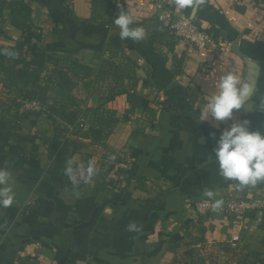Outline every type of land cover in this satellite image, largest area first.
<instances>
[{
  "label": "crops",
  "instance_id": "1",
  "mask_svg": "<svg viewBox=\"0 0 264 264\" xmlns=\"http://www.w3.org/2000/svg\"><path fill=\"white\" fill-rule=\"evenodd\" d=\"M22 1L31 9L30 29L12 27L4 9L2 41H25L23 55L44 66L41 77L52 68L48 57L75 48L72 57L89 71L71 95L76 109L99 113L100 125L82 137L44 108L32 126L23 119L15 130L0 127V168L11 173L15 193L10 207H0V264H184L203 251L217 264H264V182L238 188L218 174L213 153L233 122L247 119L251 131L264 133V0H203L183 10L164 0L210 35L205 49L172 38L153 0ZM120 11L133 18L131 27L144 28L143 40L120 39L113 23ZM101 24L102 50L79 48L76 41L100 43L88 27ZM221 70L236 72L255 92L248 110L213 127L197 118ZM11 97L0 83V119L24 113L20 105L8 110ZM123 148L133 156L128 170L119 168ZM69 158L74 168L95 165L91 183L73 187ZM228 197L258 207L242 216L194 210L200 200ZM133 222L139 231L127 230Z\"/></svg>",
  "mask_w": 264,
  "mask_h": 264
},
{
  "label": "clouds",
  "instance_id": "2",
  "mask_svg": "<svg viewBox=\"0 0 264 264\" xmlns=\"http://www.w3.org/2000/svg\"><path fill=\"white\" fill-rule=\"evenodd\" d=\"M203 0H175V7L183 10L187 7H197ZM119 31L121 40L131 39L141 41L145 38V30L142 27H131L133 18L125 11H120L113 21ZM223 72V70H221ZM215 76V71L209 74ZM255 86L242 79L239 74L229 70L223 72L214 82V91L207 103L199 110L198 121L200 123L211 119L213 127L219 122L229 120L233 116L234 110L242 108L248 110L246 106L254 95ZM260 111L264 112V101L259 105ZM215 133L210 136L215 137ZM218 174L225 180L237 182L238 188L254 187L260 182H264V133L259 130H250V121L247 119L240 122H233L228 128L220 131L216 138V146L213 149ZM65 169L73 187H77L81 182L91 183L97 169L93 163H89L85 168L73 167V160L69 158ZM205 196L213 198L212 191H205ZM15 198L12 187L11 173L5 168H0V207H10ZM222 201L216 200L212 204L213 210L221 207ZM127 230L130 232L139 231L137 224L129 223Z\"/></svg>",
  "mask_w": 264,
  "mask_h": 264
},
{
  "label": "trees",
  "instance_id": "3",
  "mask_svg": "<svg viewBox=\"0 0 264 264\" xmlns=\"http://www.w3.org/2000/svg\"><path fill=\"white\" fill-rule=\"evenodd\" d=\"M4 9L8 10L9 23L12 27L23 33L30 29L31 9L27 3L22 0H0V17ZM104 27V24L98 27H88L91 33L97 32L100 35V43L88 44L76 41L78 47L102 50L106 33ZM24 46L25 41H16L13 44L5 43L1 39L0 30V83L3 88L12 93L10 103L16 107L19 106L18 98L38 100L48 110L49 116L52 113H59L60 119L72 126L76 134L87 137L90 135L89 133H93V126L100 125L99 113L95 110L80 111L76 109L79 102L71 95L78 78L85 76L89 71L80 65L76 58L72 57L75 48L72 46L59 48L57 51H62L61 55L48 57L53 64L52 68L49 74L41 77L44 66H37L35 57L26 59L23 55ZM40 79L43 81L42 84L39 83ZM74 106L75 109H72ZM8 110H10L9 107ZM37 114L38 112H25L13 116L12 119H0V127L2 130H15L17 121L23 119H27L32 126ZM85 126H87L86 131H83ZM93 139L97 140L98 138L93 136ZM55 145L57 146L58 143ZM209 261V257L193 254L184 264H206Z\"/></svg>",
  "mask_w": 264,
  "mask_h": 264
},
{
  "label": "built area",
  "instance_id": "4",
  "mask_svg": "<svg viewBox=\"0 0 264 264\" xmlns=\"http://www.w3.org/2000/svg\"><path fill=\"white\" fill-rule=\"evenodd\" d=\"M153 2L159 10L158 20L174 39L183 41L192 49H205L210 46V35L201 30L188 14L184 11H175L164 0H153ZM20 106L28 112H41L44 110V105L35 99H22ZM132 160V152L128 148H123L119 168L128 170L132 165ZM214 202L210 199L200 200L194 204V210L200 215L223 213L242 216L258 207L257 201L240 197H228L222 200L221 207L214 211L212 208Z\"/></svg>",
  "mask_w": 264,
  "mask_h": 264
},
{
  "label": "rangeland",
  "instance_id": "5",
  "mask_svg": "<svg viewBox=\"0 0 264 264\" xmlns=\"http://www.w3.org/2000/svg\"><path fill=\"white\" fill-rule=\"evenodd\" d=\"M11 99V98H10ZM10 99L6 102V103H4V104H6V107L8 108H10V110H11V112L13 113V111H17V109H19V106H16V107H14V105L12 104V103H10ZM23 98H21V100H22ZM20 100V101H21ZM20 101H18L19 102V105H20ZM0 105H3V103L1 104V102H0ZM21 110H23L24 111V113L25 112H28V111H25L22 107H21ZM204 253V251L202 252V253H200V254H202L204 257H209L210 258V261L209 262H206V264H217V262L216 261H214V256H211L210 254H203Z\"/></svg>",
  "mask_w": 264,
  "mask_h": 264
},
{
  "label": "water",
  "instance_id": "6",
  "mask_svg": "<svg viewBox=\"0 0 264 264\" xmlns=\"http://www.w3.org/2000/svg\"><path fill=\"white\" fill-rule=\"evenodd\" d=\"M74 33H75V26L72 25V26L70 27V37H71V38H74Z\"/></svg>",
  "mask_w": 264,
  "mask_h": 264
}]
</instances>
